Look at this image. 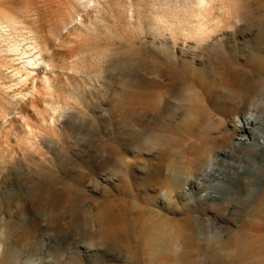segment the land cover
Masks as SVG:
<instances>
[{"label": "rangeland", "instance_id": "374dc122", "mask_svg": "<svg viewBox=\"0 0 264 264\" xmlns=\"http://www.w3.org/2000/svg\"><path fill=\"white\" fill-rule=\"evenodd\" d=\"M71 2L0 0V17L9 15L12 23L8 25L10 29L4 24L0 38L3 41L0 45L5 47L4 50L1 46L5 54L0 60L8 64L3 73L7 80L16 79L9 67L20 64L18 59H13L21 54L6 49L23 36L26 37L19 43L28 44L32 33L29 28L24 30V26H39L53 39V33L62 30L64 40L55 41L56 45L59 43L57 46L64 49L61 51L64 57L75 60L63 58L60 65L65 71L61 67L51 77H56L53 82L57 83L59 92L81 106L88 116L82 128H73L68 123L57 132L30 109V97L23 98L26 111L24 119L18 122L20 137L24 139L21 142L26 147L29 145L25 135L30 129L41 135L34 145L39 164L36 171L24 170L19 179L21 185L0 172V231L9 232L6 239L0 233V263L15 260L22 264L142 263L147 255L133 257L128 253V248L139 245V250L145 243L138 237L141 223L135 208L139 206L133 203L156 209L160 194L154 188L152 176L156 165L166 163L167 151L213 140L222 144L218 149L229 147L231 135L223 136L221 124L214 119H222L227 124L243 110L238 104L241 96L247 99L246 96L254 95L256 113L264 117V0H213L207 15L199 14V7L192 5L193 0H92L81 11L74 0ZM202 24L210 31L207 39L188 37L187 33L200 29ZM81 33L89 39L86 43L100 46L96 50L100 57L93 55L92 59L84 54V58H75L66 54L69 46L76 45ZM75 36L78 38L74 43ZM210 43L220 53L211 47H207L206 53L201 51ZM92 48L88 49L90 55L96 53H92ZM22 85L23 92H30L31 84ZM190 91L199 96L194 103L199 119L187 124L181 114L186 109L183 95ZM172 110L178 112L172 113ZM11 119V116L0 119V124L10 127ZM229 129L230 126L226 128ZM43 135L53 138L54 143H42ZM257 150L256 146H246L236 155L225 158L231 166H221L228 177L237 175L242 180L230 187L239 189L225 201L209 202L203 218L213 223L216 235L210 240H200L185 234L181 247L177 246L174 252L168 250L170 254L182 255L172 264H264V179L259 197L248 205L242 195L247 177H254L255 187L261 183L254 175L243 174L238 167L249 158V166L252 171L256 170L262 164L255 159ZM18 155L24 157V151ZM10 161L12 154L3 147L2 162L7 165ZM21 164L26 165V159ZM33 174L38 192L35 209L30 206L29 189ZM77 195L82 200L88 196L95 204L110 202L114 206L119 218L114 226L118 235L110 245L103 239L98 247L96 243L90 244L89 235L98 234L103 227L100 220L90 216L92 211H87L86 207L92 209L88 199L81 213L69 208L68 201ZM49 205H60L59 208L63 205L68 211L62 220L65 224H61L62 233L55 231ZM204 207L175 215L189 220L202 216ZM73 212H76L75 220L86 227L81 235L73 223ZM192 222L198 224L197 220ZM231 232H236L235 236H230ZM229 236L231 246L226 250ZM126 255L133 259H127Z\"/></svg>", "mask_w": 264, "mask_h": 264}, {"label": "bare ground", "instance_id": "6f19581e", "mask_svg": "<svg viewBox=\"0 0 264 264\" xmlns=\"http://www.w3.org/2000/svg\"><path fill=\"white\" fill-rule=\"evenodd\" d=\"M212 1L213 0H193L192 5L195 8L199 7L200 15H207L210 11ZM91 2L92 0H74V5L75 6L77 5L78 11H81L83 10L82 8L91 4ZM63 18H65V16ZM22 20L23 19L21 17V21ZM5 23H7L6 25L8 29L9 27L8 25L12 24L11 17L9 15L4 16L3 18L0 17V38L3 36L2 31ZM15 24L16 23L14 20L13 25ZM23 25L25 24H20V26L22 27ZM59 26H60L59 28H61V25ZM10 28L11 27H9V29ZM18 28H16V31L19 30ZM24 28L31 29L29 31L32 34L28 36L29 38L28 44L19 43L20 40L24 37L21 36L22 38L20 37H18L20 39L17 38L19 41L16 40V42L14 43V41L12 40L14 44L12 43V45L9 47L6 46V48L8 47V49H6L7 51L15 52L17 55L21 54L20 55L21 57L16 56L18 58L14 57L13 59L14 61L18 59L19 60L18 64L19 63L20 64L16 66L13 65L14 64L13 63L10 64L9 67L13 72L12 76L15 77L16 79H14L13 81L12 79L11 81L7 80V78L3 73L8 64L3 63L0 60V119H5L7 116L9 117L11 116L12 118L11 119L12 124L10 127L5 126L4 124H0V148L2 149V152L0 153V172L7 173L8 177L14 178L19 185H21L19 179L25 173L24 172L25 169H27V171L37 170L39 163L35 156L34 145H35V139L38 138V136H41L33 133L32 129H30V127L28 126V128L30 129V133H27L25 135V138L29 145H27L26 147L21 142V140L24 139L23 137H20L21 130H20V126L18 125V122L20 121V119H24L23 114L26 111V109L22 105L23 98L30 97V107H31L30 109L33 112H37L42 122L49 125L50 128L53 129L54 131L57 132L62 131L63 127L66 124L68 125V123L69 124L71 123V126H73V128H82L88 119V116L85 114L86 111H83L81 106L72 102L73 100H69L68 96L67 97L63 96L59 92V89L57 88L58 86L56 85L57 83L53 82V80L56 77L52 79L51 75L52 73H56L55 70L57 69L59 70L61 67L63 68L61 70L65 71V68L62 65H60V61L66 57L69 59L72 58L66 56V54L67 55L69 54L70 56H74L75 58L77 57L84 58V54L85 55L87 54L86 56H88L89 54L91 58L100 55L99 52H96V50L99 51L100 48L98 47L100 46L93 42L95 46L97 45V49H95L96 47L90 44V42L86 43L85 41L86 40L89 41V39H86L82 33L81 34L83 36L80 34L81 36L79 35L78 36L79 38L77 36L74 37V40L76 37L79 40L78 42H76V40L74 41V43L76 42L75 46L73 45L71 46V48L69 46L70 50L69 49L67 50L68 53H66L65 54L66 57H64L63 56L64 54L61 53V51H63L64 49L61 50L59 46H57L59 43L56 45L58 40L59 42L64 40L65 37L64 31L61 30L53 33L55 37V39H53L51 35L49 36L48 34L43 32L44 30H42L39 26L26 25L23 27V29ZM67 28L68 27H66V29ZM208 29L209 28H206V26L202 24L200 25V29L192 30L191 32L187 33V35L188 37L191 38L205 40L209 37L210 31H208ZM23 32L24 31H22V33ZM70 41L73 42V40ZM62 43L66 45L65 42ZM62 43H60V45ZM64 44H62L63 47ZM89 44L92 46H90ZM1 46L3 45H0V56H2L3 54L2 52L5 50V47L3 46L4 50H2ZM90 47H93L92 49H94V50L91 49L93 51L92 53L94 52L96 53L90 55L91 53L89 52L91 51L88 50ZM207 47H211L213 50L214 48H217L216 46L213 47L212 44L210 43L202 47L201 51H204V53H206L209 50ZM218 53H220L219 49H218ZM70 60H75V59H70ZM6 61L4 60V62ZM60 74L61 73H59V75ZM22 84L24 85L31 84V88H30L31 90H28L30 92L28 93L23 92L21 88L23 86ZM17 89L18 90L20 89V91L16 92L15 94L14 93L11 94L12 91L15 92ZM246 97L248 100L245 97L241 96V99L238 102V104L242 105L243 110L238 111L237 114L234 115V117H232L231 120H228L227 124H225L224 120L222 119H218V118L214 119L215 121L221 124L222 131H224L223 136L225 135L228 137L231 135L229 147L218 149V147H220L222 144L217 143L218 140L216 141L213 140L211 142L202 141L199 145L197 146L194 145L195 147L185 146L184 148L181 149H172V150L169 149L167 151L168 159L166 163L160 166L156 165L154 174L152 176L153 177L152 180L154 182L153 183L154 188L156 191L158 190L160 194V197L157 201V207H155L156 209H153L151 207H146L137 202L133 203L139 206L135 208V213L138 215L137 217L139 218L138 221L141 223L139 224L138 237L139 239L144 240L145 243L140 245L139 250H138L139 245H136L134 248H128V253L132 254L133 257L141 253L147 255L146 260L142 261L143 264H172L178 262L182 258V255H179L177 253L170 254L168 253L169 252L168 250H171L170 252H174L177 246L181 247V240L183 236H185V234L186 235L192 234L193 236L198 237L200 240L203 239L210 240L214 237V235H216V233L214 232L216 231V229L213 227V223H211L209 220L204 219L203 216L207 215L206 208L209 202L211 204L212 202L216 204L218 202L225 201L227 198H229V194L239 189L238 186H236L235 189L231 188L230 184H235L238 183L239 181L242 182V180H240V178L237 175L228 177L226 171L224 170V166L221 165L222 164L226 165L225 167L231 166L229 161L225 160V158L236 155L243 147L246 146L258 147L255 159L256 161L259 160V163L261 161L262 164H259L258 167H256V170L252 171L251 167L249 166L250 159L248 158L246 161L240 163L238 167L242 169L243 174L254 175L257 178V180L261 183V186L258 185L257 187H255V185L253 184V181H255L254 177H247L248 179L245 182L244 188L242 190L243 191L242 195H244V197L247 199L248 205L255 198L259 197V194L261 193L260 190L262 188V182L264 179V134H263L264 117L259 116L256 113L257 101L255 102L254 95L249 97L246 96ZM183 98L186 101L185 104L186 109L181 114L183 119L182 121H184V123L186 122L187 124L197 122L199 119L197 116L198 110H197V106L194 103L197 99H199V96L197 95L196 92L190 91L184 93ZM238 104L237 103L233 104V106L235 105L237 106ZM83 105L85 107L86 104L83 103ZM167 110H171V107H167ZM176 111L177 110H172V113H177L178 111L177 112ZM15 114H18V116L15 117L14 116ZM26 118L27 116L25 117V120ZM228 126H230V129L226 130ZM230 131H231L230 134H226L229 133ZM14 140L15 142H13ZM41 141L44 144L54 143L53 138H50L45 135L42 136ZM3 147L5 150H7L12 154V161L8 162L9 165L8 164L6 165L2 162ZM21 150L24 151V157L18 155V152ZM23 159H26L27 162L26 165L21 164ZM257 170H259L260 172H257ZM171 175L174 177H171ZM32 177L34 180V174ZM32 182L33 183L30 184L29 186L31 193L30 206L33 209H35L34 205L38 197L37 196L38 192L36 189L37 181L34 180ZM85 197H86L85 200H87L88 196ZM85 200H82L78 195L71 197V199L68 201L70 205L69 208L72 211L79 210L77 212L81 213L83 209L87 206V204H83ZM88 200H89L88 202L91 203L92 205V209L86 207L87 211L91 210L92 212L90 213V216L93 217L94 220H100V223L103 227L101 232L99 231L98 234L89 235V238L91 240L90 244L94 246V244L96 243L98 247L100 246V239H103L108 243V245H110L111 240L113 238H116V236L118 235L117 234L118 231L114 229V226L119 221L118 215L115 212V208L113 205L109 204L110 202L95 204L94 202H91L92 201L91 199ZM128 202L131 203L130 201ZM63 205L69 206L68 204L67 205L63 204ZM63 205L61 208H59L60 205L59 206L49 205V209L52 211L51 219L53 223L56 224L55 231L57 233L58 232L62 233L63 231L61 225L63 224L62 220L65 219L64 214L68 212L66 211V208ZM204 205H206V207H204L202 216H197V217L193 216V218H190L188 220V218L183 219L175 215L179 213L189 214V212L193 210L194 211L201 210ZM32 208H30L31 211H33ZM133 209L134 207L132 208V210ZM164 210L166 211L164 212ZM168 210L170 211L171 214L169 213ZM75 213L76 212L72 213L73 221H74L73 223L75 227H77V233L81 235L83 229L84 228L86 229V227L81 225L82 222L80 223L75 220L74 217ZM155 213H159L161 215L164 214L167 217L164 215L163 217ZM155 215L159 220L154 219L156 218ZM196 220L199 225L194 224L192 222L194 221L196 223ZM0 233L2 236H4L5 239L9 237V232L7 230L1 229ZM235 234L236 232H231L230 236H235ZM230 236L227 238L228 244L225 246L226 250H228L231 246ZM58 240L59 239H56L57 242ZM115 240L116 239L112 240V242H114ZM1 245H4V242ZM252 245L250 244L251 247ZM253 248L251 249L253 250ZM126 258L130 260L133 259L129 255H126ZM150 258L151 260H149ZM133 263L142 264L140 261L137 262L134 261ZM0 264H22V263L20 262V260H15L13 262L4 261L1 262Z\"/></svg>", "mask_w": 264, "mask_h": 264}]
</instances>
